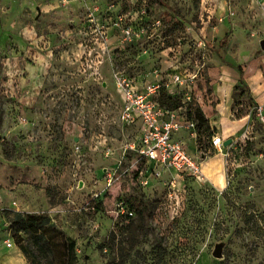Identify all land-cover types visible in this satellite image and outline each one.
I'll return each instance as SVG.
<instances>
[{"label":"rangeland","instance_id":"obj_1","mask_svg":"<svg viewBox=\"0 0 264 264\" xmlns=\"http://www.w3.org/2000/svg\"><path fill=\"white\" fill-rule=\"evenodd\" d=\"M225 1L214 7L210 0H0L1 264L7 239L13 245L5 249L20 251L15 212L47 215L74 239L76 264H264L258 104L249 94L242 101L246 91L237 84L234 115L246 118L221 149L187 148L201 163L219 161L222 184L172 181L171 174L150 175L144 159L124 150L139 125L121 122L122 92L113 78L122 72L141 89L155 69L183 72L201 64L190 100L168 89L160 99L195 121L204 137L185 129L176 136L185 132L206 147V137L218 134L196 106L199 85L224 74L217 65L227 73L259 65L245 53L236 58L233 51V59L213 53L209 32L233 35L232 48L240 38L264 39L263 0ZM223 18L225 26L213 28ZM16 236L41 264H62L58 241L44 254L27 234ZM217 246L220 257L213 255ZM23 262L29 264L25 256Z\"/></svg>","mask_w":264,"mask_h":264},{"label":"built area","instance_id":"obj_2","mask_svg":"<svg viewBox=\"0 0 264 264\" xmlns=\"http://www.w3.org/2000/svg\"><path fill=\"white\" fill-rule=\"evenodd\" d=\"M262 8L264 11V0ZM126 34H129L128 30ZM200 68L201 64H196L192 70L186 68L183 72L155 69L152 71L151 79L142 83L141 89H138L133 79L126 74L119 71L113 73L123 98L120 120L126 125L135 121L139 125L136 140L125 143L124 150L144 159L150 175L158 177L166 173L173 176L172 181H176L177 178L183 180L185 177L197 182L207 181L201 162L187 151L184 142L173 138L181 129L194 131L197 136L196 122L180 116L175 109L165 108L159 99L162 91L168 89L175 96L190 100L193 80ZM255 111L264 122V105H256ZM223 143V139L216 134L207 139L209 147L214 149H221ZM199 147L206 153L211 150L205 145ZM131 214L129 212V215ZM4 245L11 247L12 242L7 239Z\"/></svg>","mask_w":264,"mask_h":264},{"label":"crops","instance_id":"obj_3","mask_svg":"<svg viewBox=\"0 0 264 264\" xmlns=\"http://www.w3.org/2000/svg\"><path fill=\"white\" fill-rule=\"evenodd\" d=\"M214 7L223 6L226 1L225 0H210ZM214 12V10H213ZM218 18H220L218 16ZM226 19L223 18L221 22L214 26L213 28L217 29L219 25L224 24ZM204 30V28H202ZM217 33L209 32L208 39L211 40V44L214 45L212 51L213 53L221 54L224 59L226 58H235L236 56L233 55V51L236 52L237 57H240L242 53H245L244 57H255L256 61H258L259 65H243L239 64L240 69L237 67L231 72L227 73V69L224 66L217 65V68L221 70L224 74L220 76L219 72L215 73V79L212 77L211 81L209 82V86L204 88L203 85L200 86V90H198L197 95V108L203 113V118L206 120V123L211 128L216 130V133L223 139L228 138L231 134L234 133L235 128L237 125L241 124L242 120L246 118V116H235L234 115V96L233 92H235V88L237 87V81L239 80L240 76L242 81L247 86L243 87L245 89V93L241 96V100L244 101L247 99L245 94L250 95V98L253 104H262L264 105V52L257 53L258 48L260 49V42L263 39H259L258 44H252L251 41L248 39L240 38L241 43L237 48L231 47V41L233 40V35H228L226 39L224 38L226 35H216ZM198 38V36L194 35V39ZM224 42V44H222ZM227 43V44H226ZM256 52V55H255ZM211 60L215 64H218L215 60V55L213 54ZM233 64H238V60L234 59ZM228 62V61H227ZM224 64V62H222ZM218 78V79H217ZM173 135V138L176 140L183 141L187 146L186 148H191L192 151L197 150L200 148L197 147L195 140L192 139L189 135L185 132ZM185 136V138H184ZM198 137H204L200 135V132H197ZM195 138V137H194ZM207 139L209 136L206 137ZM206 148L208 150H212L211 146L206 143ZM193 154V153H192ZM202 171L206 177V182H213L216 184H222L224 179V172L223 167L219 163L217 159H210L206 162L201 163ZM13 245V243H12ZM5 248L10 249V247ZM12 247V246H11ZM3 249L1 251V261L3 264H13V261H19L20 264H24V256L21 254L19 250L12 251L8 249ZM1 264V262H0Z\"/></svg>","mask_w":264,"mask_h":264},{"label":"trees","instance_id":"obj_4","mask_svg":"<svg viewBox=\"0 0 264 264\" xmlns=\"http://www.w3.org/2000/svg\"><path fill=\"white\" fill-rule=\"evenodd\" d=\"M237 84L247 88L241 77L237 81ZM249 99L251 100L250 95ZM160 103L163 104L161 99ZM13 215L14 217L12 219V223L14 224V241L22 252L23 256H25L29 261V264L41 263L40 261L35 260V256L33 255V251L30 249V247L22 242L20 237L16 236L19 232L27 234L29 244L36 246V248H38L44 254H47L50 251L52 252L54 245H56V242L58 241L62 248V264H76L74 239L66 235L63 231L57 229L47 215L18 212L13 213ZM51 264H53L52 260Z\"/></svg>","mask_w":264,"mask_h":264},{"label":"water","instance_id":"obj_5","mask_svg":"<svg viewBox=\"0 0 264 264\" xmlns=\"http://www.w3.org/2000/svg\"><path fill=\"white\" fill-rule=\"evenodd\" d=\"M260 46H261V49L264 50V39L260 42ZM224 145V143H223ZM213 255L216 256V257H220L221 256V252H220V247L217 246L214 251H213Z\"/></svg>","mask_w":264,"mask_h":264}]
</instances>
